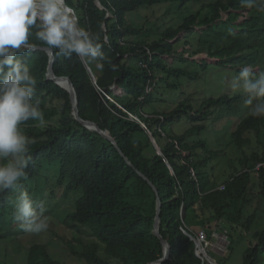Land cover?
I'll return each mask as SVG.
<instances>
[{"label":"trees","instance_id":"1","mask_svg":"<svg viewBox=\"0 0 264 264\" xmlns=\"http://www.w3.org/2000/svg\"><path fill=\"white\" fill-rule=\"evenodd\" d=\"M99 1L105 9H100L95 0H66L75 10L81 26L99 34L101 42L105 35L108 37L101 50L103 70L97 69L95 62L86 63L75 54L64 58L52 49L53 70L57 77L68 76L73 81L80 118L109 132L132 165L109 139L74 118L70 93L46 79L50 62L48 53L26 51L20 58L37 81L33 103L39 101L44 119L42 125L39 120L30 119L20 126L22 133L34 141L29 146L31 160L26 169L27 179L20 182V187L0 194V239L8 234L4 233V226L9 215H15L13 205L22 191L30 195L38 210L43 208L44 198L33 197L32 188L27 185L37 181L41 171L45 170L47 176L43 182H38L36 193L43 194L48 187L60 192L62 199L74 193L73 211H66L63 222L78 235L87 232L96 239L86 241L75 237L78 245L66 241L73 255L86 264H111L99 254L101 249L118 264H148L157 260L163 254V247L152 233L156 194L138 170L154 184L162 201L160 233L171 248L168 259L162 264H208L197 256L195 244L186 232L195 235L198 230H204L211 236L214 228L224 229V225L248 232L254 216H249L246 223L241 221L244 208L250 202L247 195L253 178L264 199V166L254 171L257 163L264 162V116L250 114L251 106L245 104L246 97L242 102H236L242 98L228 94L208 98L199 110L189 104L185 106L184 101L171 112L156 107L157 81L167 82L161 74L170 77L194 76L195 73L169 65L162 58L164 54L174 52L168 40L180 30L168 29L152 42L127 40L130 36L146 38L142 33L149 32L132 26L127 14L161 3L179 1L186 5L203 0ZM228 9L249 8L241 0L204 3L195 14L186 18L181 30L196 21L195 25L206 27L199 34V41L206 45L204 52L209 57L221 60L218 65H250L260 61L261 57L264 59V4L258 2V7L250 9L249 18L237 26L238 31L229 28V21L217 23L220 12ZM230 14L229 20L237 17L235 13ZM205 36L209 39H204ZM29 39L34 47L50 48L34 35ZM145 47L153 51L152 59L147 58ZM246 51L250 53L244 54ZM201 52L197 50V53ZM141 60L147 62L150 71L138 65ZM178 60L183 61L181 55ZM149 78L155 85L152 92L146 93ZM167 87L177 89L173 83ZM121 108L132 113L143 112L140 118L147 129L130 120ZM182 112L194 124L182 135L168 133V126L179 119ZM145 115L153 117L146 118ZM158 116H163V120ZM209 119L215 123L224 119L222 125L231 123L234 126L231 140L240 156L238 166H234L228 175L215 172L212 160L218 152L198 137L205 128L202 122ZM148 132L158 141L161 154L150 143ZM162 135L166 138L162 139ZM193 136L199 140L190 141ZM190 169L194 170L195 177L191 176ZM219 178L221 182H218ZM221 183L223 189L218 188ZM253 237L257 243L246 250L244 264H264V228L254 231ZM26 264L59 263L51 258L45 244H32Z\"/></svg>","mask_w":264,"mask_h":264},{"label":"rangeland","instance_id":"2","mask_svg":"<svg viewBox=\"0 0 264 264\" xmlns=\"http://www.w3.org/2000/svg\"><path fill=\"white\" fill-rule=\"evenodd\" d=\"M212 1L214 0H203L198 4L193 2L186 5L180 4L179 1L161 3L141 8L127 14V20L132 26L141 28L142 31H149L142 33L143 37L146 35V38L130 36L126 38L127 40L146 39L147 42H152L162 37L163 32L168 29H172L173 31L180 30L178 34H175L173 38L168 40V43L173 46L174 52L170 55L164 54L162 56L164 58L163 60L167 61L169 65L181 67L189 72L195 73L194 76L171 75L170 77L161 74V76L167 78V82L162 83L159 80L157 81L159 88H157L156 98L158 101L156 107L159 109L171 112L179 108V104H182L181 101H184L185 106L189 104L195 110H199L201 105L208 98H217L223 94L242 98L241 100H235L236 102H242L245 97L247 98L242 88L235 90L232 88V82L234 78L238 76L240 70L248 66V64L244 63L238 65L237 68H235L236 66L218 65L221 60L217 57H209L204 52L206 45L199 41V34L202 33L206 27H201L196 24L193 26L190 25L188 28L184 27L181 30V26L186 18L195 14L204 3H210ZM249 12L250 9H228V11H222L220 12V18L217 19V23L224 24L229 21V28L238 31L237 26L241 25L245 19L249 18ZM230 13L237 14V17L234 20H229ZM204 39H209V36H205ZM222 44H224V42ZM197 50L200 52L201 50L203 51L197 53ZM245 53L249 54L250 52L246 51L244 54ZM180 55L183 61L178 60ZM148 57L149 56H147V58ZM250 66H252L257 74L264 72V59L261 57L260 61L251 63ZM172 83L177 86V89L167 87L168 84ZM181 110L184 109L182 108ZM145 117L152 118L153 116ZM158 118L163 120V116ZM212 120L213 119H209L208 121L202 122L205 128L198 137L205 139V141H207V146L218 152L217 156L212 160L215 172L220 175H228L234 166H238V158L240 156L237 147L231 140V128L233 129L234 126L231 123L222 125L224 119L216 120L218 121L216 123ZM39 122V125L43 124V121ZM140 122L144 124V126L141 125L142 128L147 129L144 120H140ZM191 122L187 114L182 112L179 119H176L168 126L167 131L177 136L182 135L194 124L193 122L191 124ZM220 128L221 131H219ZM150 138L151 135H149V141L151 143ZM189 140L198 141L199 139L193 136L189 138ZM152 141V146L154 149L157 148L158 150V148H160L158 141L155 138H153ZM154 143L157 146L153 145ZM45 172V170H42L41 176L37 181L31 182L27 186L32 188L33 197L40 200V196L44 198L42 201V203H44L43 213L45 214L44 217L49 227L46 231L39 234L28 233L24 231L20 223L14 219V213L11 212L12 214L8 217L10 218L7 222L8 224L6 223V226H4V233L8 234L6 237L3 236L0 239V264H26L28 249L32 244H45L51 258L59 264H86L83 259L70 252L66 241L78 245V240H76L75 237H81L86 241H93L96 239L87 232L78 235L75 229L69 228L63 222L66 211H73L76 198L74 193L70 194L67 199H62L60 192L55 191L54 187H48L43 194L36 193L38 192V182H43L47 176ZM221 178H219L218 182H221ZM220 185H222V183ZM247 196L250 202L244 208V216L241 222L246 223L247 218L253 215L254 217L250 224V229L247 232L245 229L234 230L224 225V229L221 228V232L223 233V231H225L226 235L221 244L223 249H219L221 252L214 250L211 245L207 247L210 251L208 252V257L216 261L210 260V264H214V262L215 264H244L246 250L249 246H253L257 243V240L253 237V232L264 228V199L261 195L260 186L254 178L249 186ZM7 227L9 229H7ZM210 241L218 248L217 241L214 238ZM99 254L106 258L111 264H118L116 260L108 258L103 249L100 250Z\"/></svg>","mask_w":264,"mask_h":264},{"label":"clouds","instance_id":"3","mask_svg":"<svg viewBox=\"0 0 264 264\" xmlns=\"http://www.w3.org/2000/svg\"><path fill=\"white\" fill-rule=\"evenodd\" d=\"M241 2L249 9L258 7V2L264 4V0ZM33 35L59 56L75 54L86 63L95 62L97 69L104 68L101 50L108 37L105 35L101 42L99 34L81 26L66 0H0V194L20 187L27 179L29 146L34 141L20 126L30 119H44L39 101L33 103L37 81L20 58L34 47L29 39ZM232 88H242L246 93L245 104L252 106L253 117L264 116V72L257 74L252 66H245L234 78ZM14 207V219L24 231L39 234L48 229L43 208L38 210L26 191L20 193Z\"/></svg>","mask_w":264,"mask_h":264},{"label":"water","instance_id":"4","mask_svg":"<svg viewBox=\"0 0 264 264\" xmlns=\"http://www.w3.org/2000/svg\"><path fill=\"white\" fill-rule=\"evenodd\" d=\"M96 4L98 5V7L100 9H104V7L100 4L99 0H96ZM109 16V13H106V17ZM42 49L44 51H46L49 55L50 58V62L48 65V69H47V73H46V79L48 80H52L54 81L56 84H58L59 86H61L62 88L66 89L69 93H70V98H71V105H72V115L74 116V118L79 121L80 123H82V125H84L85 127L89 128V129H93L98 131L102 136H104L105 138L109 139L115 146L116 148L119 150V152L121 153V155L125 158L126 162L130 165H132L128 159L125 157V155L123 154V152L120 150V148L117 145V142L115 141V139L113 137L110 136L109 132L107 131H103L101 130L98 125L92 121H87V120H83L80 118L79 116V112H78V98L76 95V91H75V87L73 84V81L71 80L70 77L68 76H59L57 77L54 73L53 70V63H54V52L51 48H47V47H40V46H36L33 47V49ZM60 79H64L65 84H61L59 82ZM113 87V86H112ZM157 150V148H155ZM157 152L160 154L159 150H157ZM138 174L140 176H142L152 187V189L155 191L156 194V212H155V218H154V224H153V229H152V233L157 236L162 244L163 247V254L162 256L154 261L149 262L148 264H162L164 263L169 255H170V244L167 240H165L161 233H160V214H161V208H162V201L161 198L158 195V191L156 189V187L154 186V184L142 173V172H138Z\"/></svg>","mask_w":264,"mask_h":264},{"label":"built area","instance_id":"5","mask_svg":"<svg viewBox=\"0 0 264 264\" xmlns=\"http://www.w3.org/2000/svg\"><path fill=\"white\" fill-rule=\"evenodd\" d=\"M144 51L146 53V55H148L149 59H152L153 53L149 50V48L145 47ZM140 67H147V62L145 60H142L139 62L138 64ZM150 74V73H149ZM150 79V78H149ZM148 79V82L146 84V88L145 91L146 93H150L153 91L154 89V85H155V81L153 79ZM142 99V98H141ZM117 104V103H116ZM118 105V104H117ZM119 106V105H118ZM141 123L142 126H144V124L142 122ZM264 166V162H259L256 164L254 171L255 170H259L261 167ZM190 173L191 176L195 177V172H193V169H190ZM220 189L224 188V184L220 185L219 187ZM188 236L191 237V240L194 242L195 244V252L197 254V256L203 261V262H208L210 260H214L211 257H208V252L209 249H207V247H209L210 245L213 247L214 250L221 252L219 249H223L221 247V244L224 241V236L226 235V232L223 231V233L221 232V228L218 226L216 228H214V230L211 233V236H208L207 233L204 230H200L199 232H197L195 235H192L190 233H186ZM214 238L217 241L218 244V248H216L214 246V244L211 243V239ZM215 261V260H214ZM216 262V261H215Z\"/></svg>","mask_w":264,"mask_h":264},{"label":"bare ground","instance_id":"6","mask_svg":"<svg viewBox=\"0 0 264 264\" xmlns=\"http://www.w3.org/2000/svg\"><path fill=\"white\" fill-rule=\"evenodd\" d=\"M95 2H96V0H95ZM101 4V3H100ZM102 5V4H101ZM103 6V5H102ZM104 7V6H103ZM105 9V8H104ZM31 50H42V49H31ZM44 51V50H43ZM150 51H151V49H150ZM152 53H153V51H151ZM146 56H148V55H146ZM142 61V60H141ZM140 62V61H139ZM149 71H150V69L148 68V65H147V67H146ZM59 80V79H58ZM59 82L61 83V84H65V81H64V79H60L59 80ZM77 108H78V105H77ZM125 113H126V115H127V117L130 119V120H132V121H135V122H137V123H139L140 122V120H143V119H141L140 118V114H144L143 112H141L140 114H138V113H132V112H127L125 109H123V108H121ZM145 116H152V115H145ZM158 117H162V116H158ZM140 124V126H141V123H139ZM142 127V126H141ZM149 133V135H150V132H148ZM165 135L164 136H162V138L163 139H165ZM151 139V143H153V141H152V137L150 138ZM153 145H155V143L153 144ZM155 146H157V145H155ZM175 147L176 148H178L177 147V145H175ZM158 150H159V152H160V154L162 153L161 152V150H160V148H158ZM184 155V154H183ZM245 170H248V169H245ZM137 171V173L138 172H140V171H138V170H136ZM193 172H194V170H193ZM186 233H188V232H186ZM190 239H191V237L190 236H188ZM210 261H208V263H209ZM212 262V261H211ZM210 264V263H209ZM213 264V263H212ZM214 264H215V262H214ZM217 264V263H216Z\"/></svg>","mask_w":264,"mask_h":264}]
</instances>
